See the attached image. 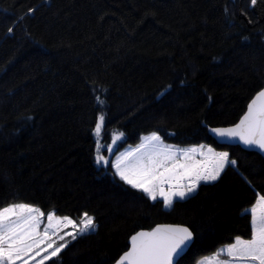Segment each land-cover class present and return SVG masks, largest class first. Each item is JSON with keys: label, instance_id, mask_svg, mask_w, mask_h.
Returning a JSON list of instances; mask_svg holds the SVG:
<instances>
[{"label": "trees", "instance_id": "1", "mask_svg": "<svg viewBox=\"0 0 264 264\" xmlns=\"http://www.w3.org/2000/svg\"><path fill=\"white\" fill-rule=\"evenodd\" d=\"M263 88L264 0H0V209L95 218L46 264H114L159 224L195 233L182 264H197L250 238L243 213L264 195V158L210 130L235 125ZM101 114L107 156L156 132L228 151L236 168L166 210L94 163Z\"/></svg>", "mask_w": 264, "mask_h": 264}, {"label": "snow or ice", "instance_id": "2", "mask_svg": "<svg viewBox=\"0 0 264 264\" xmlns=\"http://www.w3.org/2000/svg\"><path fill=\"white\" fill-rule=\"evenodd\" d=\"M250 4L255 6L257 0H250ZM96 100L102 103L100 96ZM104 122V115H99L95 125L97 137ZM211 131L220 138L264 152V89L247 105L238 123ZM123 136V132H114L112 145ZM112 151V146H108L107 152L112 154ZM94 163L100 169L110 168L114 177L150 201L161 199L165 208L172 209L178 200L195 194L201 182L218 181L225 169L235 166L237 161L230 158L228 151H217L211 146L182 150L165 145L160 135L153 132L144 137L137 148L111 160L101 154L97 141ZM243 214L250 216V238L236 237L234 243L217 252L216 259L201 264H264V195H258L253 206ZM46 219L47 224L42 229L44 211L27 203H13L0 209V264H46L68 247L67 237L76 240L98 228L95 218L87 212L79 224L55 212H50ZM69 226L72 231L65 232ZM195 242L196 235L189 227L158 225L132 235L130 246L116 264H182V257ZM222 255L228 259L220 260L218 257Z\"/></svg>", "mask_w": 264, "mask_h": 264}, {"label": "rangeland", "instance_id": "3", "mask_svg": "<svg viewBox=\"0 0 264 264\" xmlns=\"http://www.w3.org/2000/svg\"><path fill=\"white\" fill-rule=\"evenodd\" d=\"M103 129V128H102ZM102 132V131H101ZM101 135V134H100ZM149 135H151V134H149ZM149 135H146V136H149ZM159 135V134H158ZM146 136H143L142 138H141V142L138 144V145H136V146H128V147H126V148H124L123 150H120V151H118L117 153H115V155L114 156H112V154H113V152H114V150L112 151V154H110V155H108L109 157H111V159H114L115 158V156H117V155H120L121 153H123V152H126V151H128V150H130V149H135V148H137L142 142H143V139H144V137H146ZM97 137V136H96ZM161 137V136H160ZM161 139L163 140V138L161 137ZM97 141H99V146H100V150H101V154H103V155H105L106 157H108L107 156V153L106 152H104L105 151V147L101 144V136H99V137H97ZM163 142H164V144L165 145H168V146H171V147H174V148H178V149H182V150H187V149H191V148H194V147H199V146H189V147H180V146H175V145H172V144H169V143H167V142H165L164 140H163ZM226 170V169H225ZM223 174V173H222ZM221 174V175H222ZM216 182V181H215ZM215 182H211V183H205V182H201V184L200 185H202V184H212V183H215ZM198 190V189H197ZM196 194V193H195ZM194 195V194H193ZM192 195V196H193ZM192 196H189L187 199H189L190 197H192ZM187 199H185V200H187ZM157 201H162L161 199H158ZM179 201V200H178ZM184 201V200H183ZM152 202V201H151ZM163 202V201H162ZM154 203V202H153ZM165 208V207H164ZM165 209H167V208H165ZM47 215L48 214H45V223L44 224H42L41 225V228L43 229L45 226H46V224H47ZM81 221V220H80ZM80 221H76L78 224L80 223ZM65 232H68V231H72V229H71V227L69 226L68 228H66L65 230H64ZM96 232V231H95ZM92 233H94V232H92ZM88 234H91V233H88ZM88 234H85V235H88ZM80 236H78V238H79ZM67 239H68V241H69V245L73 242V241H75V240H72L71 239V237H67ZM242 239V238H241ZM68 245V246H69ZM228 245H226V246H223V247H221L217 252H219L222 248H226ZM217 252L215 253V254H213V255H211V256H208V257H205V258H203V259H201V260H199V262L197 263V264H201V262L202 261H204V262H207V261H210V260H213V259H216L217 258ZM62 253V252H61ZM60 253V254H61ZM220 260H226V259H228V257H226V256H220V257H218ZM54 259V258H53ZM51 261V260H50ZM47 262H49V261H47ZM46 262V263H47Z\"/></svg>", "mask_w": 264, "mask_h": 264}, {"label": "water", "instance_id": "4", "mask_svg": "<svg viewBox=\"0 0 264 264\" xmlns=\"http://www.w3.org/2000/svg\"><path fill=\"white\" fill-rule=\"evenodd\" d=\"M264 89V88H263ZM255 98V97H254ZM253 98V99H254ZM239 122V121H238ZM237 122V123H238ZM234 126V125H233ZM229 127H232V126H229ZM216 128H227V127H216ZM210 135L212 136V138L215 140V142L221 146H228V147H240L242 148L243 150L245 151H248V152H255L259 155H261L263 158H264V152H261L259 149L257 148H248L246 147L245 145H243L242 143L238 142V141H233V140H229L227 138H220L218 136H216L211 130H210ZM159 225H175V224H159ZM158 226V225H157ZM180 226H183V225H180ZM156 227V226H155ZM154 227V228H155ZM186 227V226H185ZM130 242V240H129ZM129 246H130V243H129ZM190 250V249H189ZM186 251V253L184 254V256L188 253V251ZM183 256V257H184ZM182 257V258H183ZM116 264V262L114 263Z\"/></svg>", "mask_w": 264, "mask_h": 264}]
</instances>
